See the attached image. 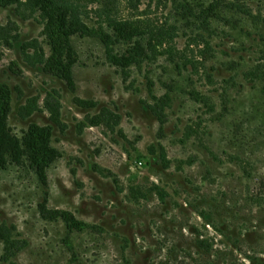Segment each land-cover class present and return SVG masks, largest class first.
Listing matches in <instances>:
<instances>
[{
    "label": "rangeland",
    "instance_id": "1",
    "mask_svg": "<svg viewBox=\"0 0 264 264\" xmlns=\"http://www.w3.org/2000/svg\"><path fill=\"white\" fill-rule=\"evenodd\" d=\"M69 2L91 28L144 30L116 56L147 47L150 28L163 43L124 64L76 32L59 79L23 51L52 55L40 11L0 1L8 131L52 124L56 151L46 184L27 164L0 170V234L14 240L0 235V264H264V0ZM102 110L110 123L93 124Z\"/></svg>",
    "mask_w": 264,
    "mask_h": 264
},
{
    "label": "trees",
    "instance_id": "2",
    "mask_svg": "<svg viewBox=\"0 0 264 264\" xmlns=\"http://www.w3.org/2000/svg\"><path fill=\"white\" fill-rule=\"evenodd\" d=\"M5 4H11L16 1L22 2L23 0H0ZM26 3L30 9L39 10L41 18L45 21V26L48 29V38H50L52 45V55L45 60V54L42 48L38 46L35 41H25L22 44L23 51L27 53L28 47H34L33 59L36 62L42 63V69L56 78L68 79L72 78V65L74 61L65 63L66 57L69 58V39L76 32L84 34L98 36L102 38L108 52L112 54V58L119 60L124 64H139L143 57L147 56L146 50H157V46L163 43L162 39H159V35H163L161 32L157 36H153V30L150 28L149 34H152L151 40H149L148 46L142 43L141 40H136L133 47L127 49L121 56L112 53L113 46L117 42L119 37L124 39V33H127L125 41H133L132 30L135 29L138 36H142L144 30L137 25L136 22H121L117 19L110 20V25L113 26L114 35H110L107 31L100 28L89 27L81 18L80 13L72 7L69 0H26ZM124 26L131 27V29H125ZM99 35H97V33ZM96 33V34H95ZM116 37L117 39H112ZM158 42L157 45L154 44ZM131 42L129 44H131ZM126 43V42H125ZM25 48V49H24ZM39 48V49H38ZM72 49V48H71ZM28 54V53H27ZM67 56H66V55ZM33 60V61H34ZM34 61V63H35ZM38 64V63H37ZM10 88L7 84H0V170L5 169L7 164L19 163L27 164L31 170H33L42 181V184L47 183L46 170L50 164L56 158V151L51 146L52 135L54 126L48 124L41 126L39 124H33L29 130L22 135V138H17L8 131L7 119L10 113ZM34 98L28 99V104H34ZM50 113H53L52 122L54 124H60V106L55 101L49 102ZM24 105L21 108V115L23 117L29 116L34 113L36 108H28ZM109 111L102 110L101 114L97 116V119L92 122L97 125L101 122L110 123ZM55 218H63L68 222H72L73 219H69L68 215L58 212L54 216ZM3 235L6 242L10 245L14 244V240L9 236ZM11 246H8L9 250ZM14 264V263H13Z\"/></svg>",
    "mask_w": 264,
    "mask_h": 264
}]
</instances>
